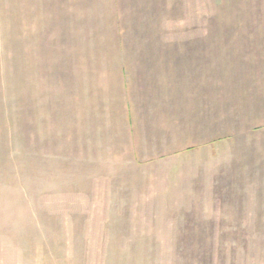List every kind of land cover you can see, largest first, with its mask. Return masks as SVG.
Masks as SVG:
<instances>
[{
	"label": "rangeland",
	"instance_id": "1",
	"mask_svg": "<svg viewBox=\"0 0 264 264\" xmlns=\"http://www.w3.org/2000/svg\"><path fill=\"white\" fill-rule=\"evenodd\" d=\"M0 264H264V0H0Z\"/></svg>",
	"mask_w": 264,
	"mask_h": 264
}]
</instances>
